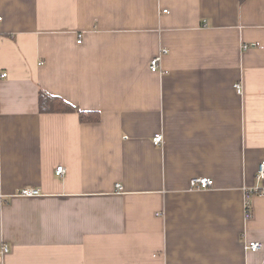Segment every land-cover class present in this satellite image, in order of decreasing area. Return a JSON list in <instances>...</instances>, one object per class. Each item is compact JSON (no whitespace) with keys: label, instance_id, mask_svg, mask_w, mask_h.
I'll list each match as a JSON object with an SVG mask.
<instances>
[{"label":"crops","instance_id":"obj_1","mask_svg":"<svg viewBox=\"0 0 264 264\" xmlns=\"http://www.w3.org/2000/svg\"><path fill=\"white\" fill-rule=\"evenodd\" d=\"M0 17V264H264V195L246 197L264 189V0H0ZM41 91L98 120L40 111Z\"/></svg>","mask_w":264,"mask_h":264},{"label":"built area","instance_id":"obj_2","mask_svg":"<svg viewBox=\"0 0 264 264\" xmlns=\"http://www.w3.org/2000/svg\"><path fill=\"white\" fill-rule=\"evenodd\" d=\"M1 19V17H0ZM81 34H79L78 39H77V43H80L82 41L81 39ZM244 48H246L247 46L244 45ZM165 50H162V52L156 54L155 56H153L150 61H149V69L152 72H157L160 70V60H161V56L162 53H164ZM7 76V72H1L0 73V78L6 77ZM237 88H240V84L236 85ZM163 141V136L161 133H156L154 134V136L152 137V142L155 145H160ZM64 172V168L63 166H58L56 167V174L60 175ZM256 177L257 178H262L264 177V160H261L260 163L258 164V168H257V173H256ZM213 185V180L211 178H207V177H193L189 180V188L190 189H207L209 187H211ZM115 188L117 190L121 189L120 184H116ZM248 193L246 194V197H250L252 194H261L264 195V189L260 188L259 186H252L249 187ZM22 196H35V195H39L40 194V190L37 188H31V187H26V188H22L19 192ZM248 198H246V202H245V213L246 216L249 217L250 215V203ZM262 247V243L260 241H246L244 242V249L245 250H249V251H257ZM8 251V247L6 246V244H1L0 245V255H3L4 253H6Z\"/></svg>","mask_w":264,"mask_h":264},{"label":"trees","instance_id":"obj_3","mask_svg":"<svg viewBox=\"0 0 264 264\" xmlns=\"http://www.w3.org/2000/svg\"><path fill=\"white\" fill-rule=\"evenodd\" d=\"M38 102H39V109L42 112H47V111L75 112L79 115V119L82 122L98 120V115L96 113L80 110L72 106L71 104L65 102L64 100L42 91L39 93Z\"/></svg>","mask_w":264,"mask_h":264}]
</instances>
